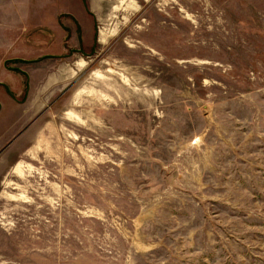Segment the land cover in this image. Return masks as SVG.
Wrapping results in <instances>:
<instances>
[{
    "label": "rangeland",
    "instance_id": "374dc122",
    "mask_svg": "<svg viewBox=\"0 0 264 264\" xmlns=\"http://www.w3.org/2000/svg\"><path fill=\"white\" fill-rule=\"evenodd\" d=\"M74 5L0 70V264H264V0Z\"/></svg>",
    "mask_w": 264,
    "mask_h": 264
},
{
    "label": "crops",
    "instance_id": "0c3cea01",
    "mask_svg": "<svg viewBox=\"0 0 264 264\" xmlns=\"http://www.w3.org/2000/svg\"><path fill=\"white\" fill-rule=\"evenodd\" d=\"M46 1L0 0V70L2 67L6 70L5 66L11 60L25 62L44 59V56L55 57L56 55L61 56L60 58H68V12L80 16L78 8L75 5L68 8L70 0H48L47 4ZM26 4L31 6V10H25ZM85 11H87L86 16H89V13L95 15L90 7ZM36 12L39 15L37 20H35ZM41 12L43 17H41ZM46 13L47 16H45ZM44 48L48 51H42ZM56 49L62 50L54 51ZM1 74L0 71V83L3 85L4 80ZM16 103L19 104L18 101ZM3 107L1 104L0 162L4 163L3 167L5 171H8L10 159L6 156V152L11 151L10 148L17 139L16 135L20 126L25 125H13L12 129L14 130L9 134L10 123L4 116ZM25 112L26 109L22 111V114ZM14 122L16 123V121L12 123Z\"/></svg>",
    "mask_w": 264,
    "mask_h": 264
},
{
    "label": "trees",
    "instance_id": "16d2710c",
    "mask_svg": "<svg viewBox=\"0 0 264 264\" xmlns=\"http://www.w3.org/2000/svg\"><path fill=\"white\" fill-rule=\"evenodd\" d=\"M11 61H14V62H16L17 60H11ZM9 62H10V61H8V62H7V64H8Z\"/></svg>",
    "mask_w": 264,
    "mask_h": 264
},
{
    "label": "bare ground",
    "instance_id": "6f19581e",
    "mask_svg": "<svg viewBox=\"0 0 264 264\" xmlns=\"http://www.w3.org/2000/svg\"><path fill=\"white\" fill-rule=\"evenodd\" d=\"M102 35H104V33Z\"/></svg>",
    "mask_w": 264,
    "mask_h": 264
},
{
    "label": "flooded vegetation",
    "instance_id": "af4514ba",
    "mask_svg": "<svg viewBox=\"0 0 264 264\" xmlns=\"http://www.w3.org/2000/svg\"><path fill=\"white\" fill-rule=\"evenodd\" d=\"M102 34H103V32H102Z\"/></svg>",
    "mask_w": 264,
    "mask_h": 264
}]
</instances>
